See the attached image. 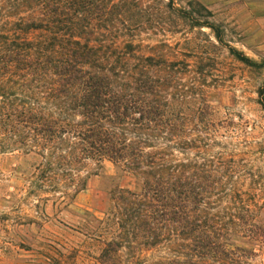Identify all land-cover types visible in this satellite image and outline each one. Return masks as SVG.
I'll use <instances>...</instances> for the list:
<instances>
[{
  "label": "trees",
  "instance_id": "trees-1",
  "mask_svg": "<svg viewBox=\"0 0 264 264\" xmlns=\"http://www.w3.org/2000/svg\"><path fill=\"white\" fill-rule=\"evenodd\" d=\"M211 16L194 0H0L7 149L41 157L61 202L113 167L83 213L96 264H238L264 248V229L241 221L249 203L223 193L220 157L208 158V104L184 105L188 62L157 38L207 27L221 42Z\"/></svg>",
  "mask_w": 264,
  "mask_h": 264
},
{
  "label": "rangeland",
  "instance_id": "rangeland-1",
  "mask_svg": "<svg viewBox=\"0 0 264 264\" xmlns=\"http://www.w3.org/2000/svg\"><path fill=\"white\" fill-rule=\"evenodd\" d=\"M175 1L183 5L188 0ZM194 1L212 13L211 20L223 31L222 41L207 27L187 26L184 32L157 38L167 41L166 50L177 59L188 62L184 105L191 114L196 101L208 104L203 116L215 129L208 158L220 157L223 193L234 192L249 203L251 215L241 221L258 231L264 229V66H259L264 62V0ZM229 48L251 64L237 59ZM6 85L12 90L10 81ZM4 87L0 79V95ZM1 105L0 264H96L98 243L84 236L83 213L96 207L95 193L107 187L103 172L112 174V165L104 162L102 173L89 177L84 190L61 202L54 190L59 180L43 176L49 173L41 157L7 149L13 135L2 126V112H9L10 105L3 110ZM254 244V255L238 264H264V248Z\"/></svg>",
  "mask_w": 264,
  "mask_h": 264
}]
</instances>
